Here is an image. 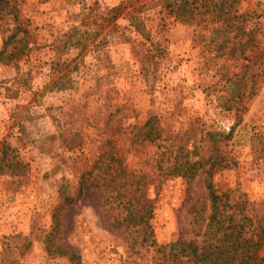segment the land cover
I'll return each instance as SVG.
<instances>
[{"label": "rangeland", "instance_id": "rangeland-1", "mask_svg": "<svg viewBox=\"0 0 264 264\" xmlns=\"http://www.w3.org/2000/svg\"><path fill=\"white\" fill-rule=\"evenodd\" d=\"M5 1L24 30L0 61V158L21 163L0 172V263L71 264L48 252L51 231V245L81 264H192L144 241L204 244L207 177L225 194V215L247 235L264 232V0H129L163 49L148 78L130 50L143 38L127 20L92 22L120 0ZM8 3L0 49L14 30ZM187 159L197 165L189 178L176 170ZM96 160L112 192L82 176ZM142 213L145 231L134 224Z\"/></svg>", "mask_w": 264, "mask_h": 264}, {"label": "trees", "instance_id": "trees-1", "mask_svg": "<svg viewBox=\"0 0 264 264\" xmlns=\"http://www.w3.org/2000/svg\"><path fill=\"white\" fill-rule=\"evenodd\" d=\"M1 1L5 4L8 3L5 0H0V2ZM184 2L185 1H178L177 4L173 5V9H171L176 19H179L180 12L185 6V4H183ZM8 5L10 6L8 12L12 13L13 18L11 20L13 21V26L11 28L14 30L7 36H4L2 47L0 49V61H3L6 57L5 50L7 46L13 42V38L18 31L24 30L21 22L18 21V15L14 9V3H8ZM130 5L129 0H120L112 6L105 7L99 18L94 19L92 22L99 27L110 26L111 29H114L117 26L116 20L119 17H124L128 22L127 25L133 28L134 32L143 38V40H130L129 42L131 43V54L138 65L137 73L142 78H148L149 76L155 74L161 58L164 55L163 49L150 42V34L146 29L143 17L139 13L140 11L136 7H131V9H129ZM191 17L192 12L189 11L188 18ZM91 35H94V33ZM146 41L149 43L147 44ZM151 119L152 118H148L144 122V125L146 126L144 135L146 138L152 140L153 137L158 135L159 131L151 125L148 126ZM100 161L101 160H96L92 169L89 172L82 174V176H93L95 184L98 188L102 189L104 192L106 190L112 192L114 187V178H112L113 176H110V178L106 179L105 176L102 175L104 171L100 173L101 165L99 166V164H97V162ZM4 164L7 165L11 172H20L17 169L21 166L19 161H16L15 164H9L4 161L3 157H1L0 172L5 171L3 168ZM183 164H185L184 167L176 169L178 170V175L189 178L196 174V162L187 159ZM104 168L107 170L110 169V166H105ZM93 171L95 173H93ZM127 182H130V180ZM205 186L210 195L211 214L209 216L208 231L206 233L207 238L200 248L192 241H185L180 238L164 245H157L154 238H152L149 242H144L148 245L155 246L156 251H164L168 258L172 260L185 257L188 260H191L192 264H264V256L259 257L257 254L258 249L264 243V232L257 235L253 233L247 235L243 230L240 219H236L233 215H225L224 208L226 201L223 199L225 194L217 191L209 177L206 178ZM81 190L82 187L80 185L78 187V194L81 193ZM107 197L109 198V195H107ZM147 210L150 213V209L148 208ZM146 217L147 216L142 213L141 215H138L134 221V224L140 225V228L138 229L141 231H145L143 227L148 226ZM226 217H229V219L227 220ZM53 220V227L54 230H56L58 228L56 215H54ZM225 221H227L226 226H224ZM112 224L113 226L118 227L122 224V220L120 221L118 219H114ZM51 233L52 232L50 231L45 239L48 252H51L52 249L55 248V251L58 254L66 255L71 264H81L78 254L72 251L64 250L58 245H51L52 240L49 236ZM214 241H218L219 243L217 244ZM0 264H11V261L1 262Z\"/></svg>", "mask_w": 264, "mask_h": 264}]
</instances>
